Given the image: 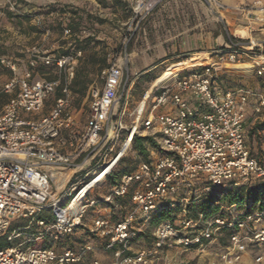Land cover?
<instances>
[{
	"label": "built area",
	"instance_id": "2783aa9c",
	"mask_svg": "<svg viewBox=\"0 0 264 264\" xmlns=\"http://www.w3.org/2000/svg\"><path fill=\"white\" fill-rule=\"evenodd\" d=\"M207 1L224 8L221 0ZM2 2L11 12L25 11L19 0ZM256 4L264 6L261 1ZM42 20L36 15L32 21L41 25ZM65 32L71 31L66 28ZM29 52L32 67L39 60L54 64L58 76L34 78L33 71L27 70L6 87V91H18L0 113V237L8 234L12 242L0 248V264H83L96 247L91 242L72 246L70 237L89 217L90 231L112 252L108 263L96 259L92 264H155L174 248L203 256L215 249L209 264H264V208L246 212L233 204L223 213L187 217V204L199 197L200 190L264 179V154L253 151L247 129L250 107L264 117V91L249 85L219 86L215 73L228 65H250L264 78L262 43L227 46L215 53L217 58H211V65L204 70L186 71L188 67H184L166 83L155 81L132 111L121 96L125 62L119 53L109 54V65L100 74L101 84L88 90L91 110L78 144L63 135L64 129L73 132L76 124L70 85L78 55L55 57L38 46ZM0 63L17 70L16 63L5 57H0ZM52 95L54 104L42 114ZM127 116L133 119L130 124L124 120ZM123 131L124 143L132 145L139 135L153 138L156 146L133 171L123 174L109 193L93 197L125 156L120 155L121 146L115 156L108 157ZM109 140L115 144L103 162L81 172L82 163L75 161L84 151ZM112 160L104 179L89 186ZM47 165L75 168L59 192ZM128 194L133 207L113 221L103 212L102 204ZM167 206L180 207V222L168 219L157 224L152 245L134 250L133 241L139 238L142 226ZM48 210L53 217L42 218ZM20 218L27 219L28 225L10 231L12 222ZM33 225L40 229L27 234ZM21 235L32 238L14 244ZM43 239L42 245H26Z\"/></svg>",
	"mask_w": 264,
	"mask_h": 264
},
{
	"label": "rangeland",
	"instance_id": "374dc122",
	"mask_svg": "<svg viewBox=\"0 0 264 264\" xmlns=\"http://www.w3.org/2000/svg\"><path fill=\"white\" fill-rule=\"evenodd\" d=\"M29 4L33 5L36 8L41 6H46L50 3H57L58 5H69L70 7L77 8L80 11V14L83 15L84 20L82 21L81 25V32L79 33L80 36L86 37L91 35L94 37V41L92 42L91 46L87 49L86 52H79L77 53L78 57L83 56L89 57L91 54H94L97 59L100 57L107 55L108 53L113 54V52L119 50L120 56H124L125 47L128 42L129 35L134 32L137 33L139 27L142 23V17L144 14L151 9L158 0H24ZM211 9L216 13V21L219 23V17L222 16L221 10L222 8H218L217 6H212L210 4ZM245 11H243V14ZM72 13H63V12H56L47 16H43L46 25L49 27L50 31L47 33H43L38 29H34L32 24L27 21H23L20 23L18 20L11 18L8 13L6 12L2 0H0V57H5L6 59L16 63L17 70L13 71L6 65L0 63V113L2 112L4 106L15 97L16 92L18 89H12L10 91H6L7 85L11 82V80L17 76L22 77L27 70H33L34 78H49L53 79L58 76V69L54 64L51 65H42L32 67L30 64V48L32 46L42 47L43 49H49L50 53H54L56 55L59 54L63 48L67 49L70 47L71 43L73 42L71 38V33L67 34L65 31H62L61 22L68 23L70 19H73ZM223 17V16H222ZM100 18L107 19L105 22H99ZM242 19H231L230 24H227V27L232 35L237 37L238 39L242 40L245 43L252 45V39L256 43H262L263 50H264V22H254L251 21L246 15H242ZM240 23L245 26H250V30L252 31L251 37L249 39H241L240 35L236 31V24ZM235 27V28H234ZM257 31V32H256ZM79 32V31H78ZM234 32V33H233ZM256 32V33H255ZM237 35V36H236ZM258 35V36H257ZM240 36V37H238ZM260 37V38H259ZM244 38V37H243ZM256 39V40H255ZM258 39V40H257ZM203 57V59H199L201 62L197 66L188 67L186 71H190L191 69H199L204 70L205 68L211 65V59L208 58V55L199 54ZM194 56V55H193ZM198 56V55H195ZM192 57V56H191ZM190 58V57H189ZM214 59H216V54L213 55ZM188 58L180 59L179 61L186 60ZM175 62V61H174ZM178 62V61H176ZM248 62V61H247ZM90 70L95 73V65L89 64ZM171 63L167 65L164 69L173 68L177 69L182 65L176 67H170ZM185 65V64H184ZM238 68V69H237ZM245 69V70H244ZM230 70L231 72H226ZM237 72H232L236 71ZM246 72V76H240L241 74L238 71ZM180 71V70H179ZM99 73V72H98ZM92 76V80L88 82V87L84 92L78 90V86L75 87L76 89L73 90L74 92V100L72 105V111L76 115V124L74 125V131L71 132L70 130H63L64 137L70 141L73 140L75 144L80 143V139L82 138L83 134L85 133L87 120L90 114V99L88 98V90L91 85H100L101 79L99 74ZM217 73L216 83L222 87H238L239 82L241 80H246L247 85L251 87H255L256 83H261V79L259 76L253 72L251 68H241L237 66H224L219 70L215 71ZM241 73V72H240ZM264 86V85H263ZM147 84L137 81L133 86V91L131 94L130 102L128 105L129 111H132L134 107L137 105L136 101H138L145 93L147 88ZM55 95H52L42 114L47 113L51 106L54 104ZM127 124L132 122V117L127 116L124 119ZM262 129V128H260ZM125 131L120 134V138L118 143L115 145L114 150L108 155L111 151V148L114 146V142L109 140L108 142H103L100 146L96 148H90L82 153V156L76 160L75 162L81 164L83 167L81 168V172H86L98 164H101L108 155V157L115 156L119 151L120 147L124 146L125 141ZM258 142L261 144L264 142V135L258 137ZM120 149V151L122 150ZM149 154L153 151V146L148 145ZM256 153V152H255ZM261 156L260 153H257ZM149 156V155H148ZM94 157V158H92ZM145 155L140 153L135 147L134 142L131 145L129 151L125 154L124 158L120 162V164L116 168V172L123 168L129 167L131 170H134L138 164L142 161L147 159ZM60 169L65 172V181L72 175L71 169L73 167H59ZM64 181V183H65ZM57 192L62 190V186H59V182L55 179ZM63 183V184H64ZM203 183V182H202ZM59 187V188H58ZM111 190L110 183L108 180L102 184L101 186L97 187L95 191L92 193L93 197H97L103 192H108ZM205 191H199L198 195H205ZM120 199V198H119ZM116 199L115 204L117 205L112 211L114 216L120 219L128 209L133 207L131 202L130 194L121 198V200ZM220 209L224 210L229 204L225 201H218ZM190 203L187 204V207ZM108 206L106 203L102 204V208ZM180 207L176 206L169 216L170 221L173 223H179L181 215L179 214ZM50 216V214H46ZM152 218L148 222L142 226V232L138 239L133 241V249L136 250L140 246H148L152 245L154 239V230L157 224L153 223ZM90 219V217L88 218ZM28 224L27 219H15L12 224L10 230L12 231L14 228L18 227L19 225ZM34 230L30 232H34L40 227L34 225ZM29 230H26V232ZM28 232V233H30ZM26 238H32L30 236L21 235L18 238L14 239V244L21 242ZM45 243V240H38L36 242H29L26 245H39ZM217 251L213 249L211 251V255H199L195 251H184L178 248L171 249L163 253V257L161 260L157 261L155 264H164L165 262H170L172 264H209L211 258L215 257ZM112 252L110 253V255Z\"/></svg>",
	"mask_w": 264,
	"mask_h": 264
},
{
	"label": "crops",
	"instance_id": "0c3cea01",
	"mask_svg": "<svg viewBox=\"0 0 264 264\" xmlns=\"http://www.w3.org/2000/svg\"><path fill=\"white\" fill-rule=\"evenodd\" d=\"M221 1L224 4V8L221 9L223 10L221 11L223 17H219V23L216 21V13L211 9L207 0H158V3L144 14L136 37L130 45V50L128 51L125 47L124 56H120L125 62L124 82L126 79V67L129 68V81L125 90L122 89L121 91L123 102H130L133 86L137 81L147 84L148 87L145 93L151 91L156 79L165 72L164 69L169 63H171L169 68L179 65L183 66L187 61L199 59L201 57L199 54L208 55V58L211 59L219 49L233 45L229 40L232 34L227 27L231 19L243 20L242 15H246L251 21L264 22V6L256 4L257 1H261L264 5V0ZM243 11H245V14H243ZM235 26L236 28H234L241 36L238 37L241 39L252 38L250 26H246L245 36L241 33V27L245 25L237 23ZM252 42L256 43L254 38ZM184 58L188 59L179 61ZM84 60V57L76 59L75 81L86 77L89 82L92 80V76L94 74L96 76L98 73L97 63L95 64L94 74L91 72L89 65V68L83 71ZM226 72L231 71L228 70ZM232 72H237V70ZM238 73L241 74L240 76L247 75L246 72L244 73V71L240 70ZM98 74L100 77L101 72ZM260 79L261 83L257 82L254 88L264 91V78ZM241 85H247L246 80H241L239 86ZM263 121L264 117L254 114L253 107H250L247 119L248 141L253 151L261 155L264 154V142L259 144L258 137L264 135V128L260 129L257 126ZM127 152H123L121 155ZM109 192L110 190L103 192L96 198L102 197ZM116 207L117 205L114 202L108 204L102 210L113 221H118L119 219L114 216L115 211L114 213L112 211ZM47 213L50 214L49 218L53 217L51 210L45 212V214ZM91 224L92 219L90 217L70 237V244L77 247L86 242H91L95 245V250L89 254L83 264H92L93 260L96 259L108 263L112 259L111 251L105 250L103 241L92 234L90 231ZM33 226L29 228L28 232L34 230L35 227Z\"/></svg>",
	"mask_w": 264,
	"mask_h": 264
},
{
	"label": "trees",
	"instance_id": "16d2710c",
	"mask_svg": "<svg viewBox=\"0 0 264 264\" xmlns=\"http://www.w3.org/2000/svg\"><path fill=\"white\" fill-rule=\"evenodd\" d=\"M19 1L21 2L22 8L25 9V11H23L20 14H17L5 9L8 15L11 18L18 20L20 23H22L23 21L29 22L30 24H32V27L34 29H38L43 33H47V31H50L49 27L46 25L44 18L42 20L41 25H38L35 22H33L32 20L36 15L45 17L47 15L56 12H63V13L70 12L73 14L74 16L73 19H70L68 23H64V22L60 23L62 26V31H65L66 28L70 29L71 31L70 36L73 42L71 43L69 48L67 49L63 48L61 51H59L58 55L51 52V54H53L55 57H62L66 55L76 56L78 52H86L87 49L91 46L92 42L94 41V37L91 35H88L83 38L80 36L79 33L81 32V25H82V21L84 20V17L83 15L80 14V11L77 8L70 7L69 5H58L57 3H50L47 4L46 6H41L39 8H36L24 0H19ZM118 2L121 1L118 0ZM106 20L107 19L105 18H100L99 22L103 23ZM135 37H136V33L134 32H132L129 35L128 42L126 44V48L128 51L130 50V45L132 44ZM229 38H230L229 39L230 42H232L233 45L238 44V42H243L242 40L238 39L233 35H231ZM118 53L119 50L113 52V54H118ZM109 54L110 53L100 57L99 59H97V57L94 54H91L89 57H85L83 63V71L89 68L90 66L89 64L95 65L97 63L98 72L99 71L101 72L103 68L109 65V61H108ZM77 58L82 59L83 56H79ZM39 64L46 66L45 63H43L41 60L38 61L37 66H39ZM75 79L76 76L73 78L70 85L72 92L74 89H76L75 87L78 86L79 87L78 90L85 93L88 87L87 78L83 77L79 81H75ZM59 95H60V91L57 92V96ZM257 127L264 128V121L258 124ZM148 145L156 146V141L148 136L143 137L137 135L135 137L134 147L146 157H148L149 155ZM116 168L107 176V180L110 183V188H112L113 186L119 183L123 174L133 171L129 167H123L118 171V173H115ZM205 192H206L205 195L203 196L199 195V197L196 200L190 203V205L188 206L187 217L197 219L199 218L201 213H205L206 216L223 213V210L220 209L221 205L217 203L220 200L225 201L227 204H229V206L233 204H238L239 208L245 210L246 212H251L256 209L264 208V179L248 184H241V185L228 184L223 187H213L211 188L210 191H205ZM119 200H121V198ZM174 208L176 207L167 206L164 209L160 210L159 212L153 214L152 216L153 223L159 224L165 220L170 219L169 216H171V213L174 210ZM41 217L49 218V216H47L45 213L41 215ZM27 225L28 224L19 225L18 227H25ZM10 245H12V242L8 239V234L0 237V248L7 247Z\"/></svg>",
	"mask_w": 264,
	"mask_h": 264
},
{
	"label": "bare ground",
	"instance_id": "6f19581e",
	"mask_svg": "<svg viewBox=\"0 0 264 264\" xmlns=\"http://www.w3.org/2000/svg\"><path fill=\"white\" fill-rule=\"evenodd\" d=\"M261 9V8H260ZM246 26H242L241 27V33L243 34V36L246 35ZM257 32V31H256ZM255 32V33H256ZM252 34V33H251ZM258 36V35H257ZM260 38V37H259ZM256 40V39H255ZM200 60L203 59V57L201 56L199 58ZM199 59H193V60H190V61H187L185 63V65L181 66V67H178L177 69H173V68H170V69H167L161 76H159L156 81L157 83H166L168 82L170 79H171V76L173 74H177V72L181 69H183L184 67H193V66H197L199 65L201 62L199 61ZM239 68H250L251 66L250 65H240V66H237ZM245 70V69H244ZM113 135V131H112V127H110L109 129V136H112ZM131 147V144L129 141L125 142L124 143V146L122 148V150L120 151V155L123 153V152H127L129 151ZM126 154V153H125ZM124 154V155H125ZM122 156V155H121ZM113 160L108 163L104 169H102L95 177L93 180H91V183L89 186H92L94 185L95 183L97 182H100L104 179L107 171L109 170L111 164H112ZM46 167L50 168L52 170V173H53V176L55 177V179L57 180V182H59V186L61 187L65 181V172L60 170V169H57L55 166H52V165H47ZM75 171V169H71V173H73ZM59 188V187H58Z\"/></svg>",
	"mask_w": 264,
	"mask_h": 264
},
{
	"label": "water",
	"instance_id": "95a60500",
	"mask_svg": "<svg viewBox=\"0 0 264 264\" xmlns=\"http://www.w3.org/2000/svg\"><path fill=\"white\" fill-rule=\"evenodd\" d=\"M157 3H158V2H156V4H157ZM128 81H129V68L126 67V79H125V82H124L123 90H125Z\"/></svg>",
	"mask_w": 264,
	"mask_h": 264
}]
</instances>
